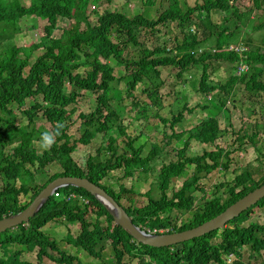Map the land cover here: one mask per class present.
Returning <instances> with one entry per match:
<instances>
[{
	"label": "trees",
	"instance_id": "16d2710c",
	"mask_svg": "<svg viewBox=\"0 0 264 264\" xmlns=\"http://www.w3.org/2000/svg\"><path fill=\"white\" fill-rule=\"evenodd\" d=\"M97 1L34 0L27 7L20 0H0V177L4 185L0 190V219L24 211L50 182L67 176L85 178L105 189L126 208L133 222L150 234H172L210 221L264 185V171L255 180L252 171L244 165L245 168L231 183L224 181L216 185L212 195H208L206 187H197L202 179L208 180L215 171H228L233 163L231 154L245 147L246 140L250 139L251 144L257 145V133L250 135L242 123L238 130L233 129V123L224 128L223 121L216 117L218 111L213 109V117L203 120L194 129L166 135L167 143L176 140L183 146H175V150L179 149L175 158L156 169L159 183H155L154 189L146 193L136 192L126 181L154 171L152 161L160 154L161 144L155 141L150 154L143 156L144 146H136L137 139L129 134L122 114L112 106L120 99L115 97L116 85L125 83L127 98L124 103L134 100L132 105L143 114L148 113L150 107L145 100L151 107L161 108L163 70L178 68V78L181 79L184 73L197 66L203 68L201 95L219 103L221 110L230 111L226 98L231 96L232 88L241 84L245 85L246 93L255 98L250 100L255 104L254 113L259 116L260 109L264 115V102L263 106L259 101L255 102L264 92L260 81L264 76L262 47L253 48L251 38L235 40V32L230 34L228 28L219 31L217 27L216 32L214 30L203 40L192 30L195 15L201 19L208 15L210 19L213 11L224 14L231 10L238 30L244 25L239 22L241 17L260 9L262 0H205L202 5L192 7L187 4L184 9L177 5L164 11L157 19L141 14L130 17L124 12L108 10L93 23L87 8ZM245 2L248 3L244 7L246 10H242ZM145 4L152 5V2L147 0ZM26 17H37L47 24L43 28L34 25V29L42 33L40 41L26 47L24 57H21L17 35L22 29L21 20ZM61 18L68 22L62 28V34L55 37L53 33L58 29ZM224 20L229 22L230 19ZM170 24L178 25L183 39H175L170 46L162 43L155 47L150 45L149 37L145 39L142 36L144 38L140 40L146 31L155 37L160 25L163 28ZM232 45L246 50L224 51V47L228 49ZM134 48H137L136 52H133ZM214 48L218 51L215 54L212 52ZM213 61L232 65L246 62L251 71L238 77L234 69L235 75L226 86L216 85L210 82L208 73ZM115 67L123 70L121 78L115 75ZM140 86L144 88L142 102L135 96ZM67 87L71 89L70 93H67ZM81 94L94 98V104L92 111L78 116L77 140L70 129L75 124L72 118L77 112ZM202 109L206 110L205 107ZM129 111L134 110L130 108ZM183 113L171 120H161L165 133L168 126L174 130L178 124L184 123ZM40 116L52 126V131L57 121L64 123L56 143L41 153L34 142L39 130L35 123ZM18 121L26 124L18 125ZM221 131L236 136L239 147L230 143L218 144ZM98 136L107 139L105 147L110 155L104 160H95L91 154L86 159L85 169H82L72 153L78 144L87 145ZM120 138L127 141L124 152L118 144ZM194 141L203 147L202 153H188ZM215 144L216 149H210V145ZM9 147L12 150L4 153ZM99 150H103V146L97 148ZM53 164L59 165L62 172L48 177L38 186L35 182L37 174ZM189 167L195 168L193 175H189ZM114 172L124 176L122 191L103 184ZM180 179H185L182 187L169 194L173 181ZM197 192H203L202 202L197 199ZM57 193L59 195L50 197L28 223L0 234V249L4 256L0 264H30L21 262L24 251L7 253V248L15 245L28 249L30 253L38 249L39 262L48 258L56 264H87L82 263L76 254L71 256L62 251L54 237L44 232L48 225L67 228L65 243L93 261L103 259L108 248L113 249L117 264H240L244 251L253 258L264 253V222H253L255 210L264 208V198L223 229L172 247L156 248L135 241L123 227L115 224L108 208L84 189L68 186L57 190ZM132 194L148 202L137 206V200L132 199L127 205L125 196ZM22 196L29 201L23 203ZM185 214H192V219L182 223L179 217ZM101 218L106 219L107 229L101 226ZM69 225L77 226L78 234L74 235ZM50 252L58 255L51 256ZM127 257L130 263H126Z\"/></svg>",
	"mask_w": 264,
	"mask_h": 264
},
{
	"label": "rangeland",
	"instance_id": "374dc122",
	"mask_svg": "<svg viewBox=\"0 0 264 264\" xmlns=\"http://www.w3.org/2000/svg\"><path fill=\"white\" fill-rule=\"evenodd\" d=\"M21 3L27 7H29L34 0H20ZM147 0H98L96 3L89 4L87 8V14L90 17V20L94 23L96 18L100 16V14L105 13L106 11H119L128 14L130 17H135L139 14L145 15L151 19H157L160 14L164 11L170 10L175 6L179 5L181 8H185L188 4L189 6L196 7L198 4H204L205 0H151L152 5L145 4ZM262 6L260 9L254 10L251 15H246L241 17L239 20L240 23H244L241 25V28L236 29L237 23L236 20L233 19L234 11L231 10L228 13H219L213 11L211 13L210 19L206 15L204 17L198 18L197 15L194 20L192 27L194 31L197 33V36L200 40L205 39L212 32L217 31V27H219V31H223L225 28L229 29L230 34L235 32L233 38L235 40L239 38L253 39L254 46L256 48L258 46L262 47L261 52H264V27L257 28L260 25H264V0H262ZM247 2L244 3L242 10H246L244 8L247 6ZM229 18V22H226L224 19ZM66 19H59L58 29L54 31L53 35L55 37H59L62 34V28L67 25ZM47 21H44L37 17H26L21 20V31L20 34L17 35V45L20 48L21 57H24V49L26 47L32 46L34 43H38L40 41L41 32L37 29H34V25L39 28H43L46 26ZM236 30V31H235ZM180 28L177 24H170L167 27H163L160 25L157 28V31L154 33L155 37L150 35L148 31L144 35L140 36V40L145 37H149L150 45L155 47L162 43H168L170 46L172 42L183 39L180 36ZM144 36V37H142ZM157 36V37H156ZM225 41V37H223ZM137 48L133 49V52H136ZM36 56V55H35ZM114 66V64H112ZM237 64L232 65L230 63H226L224 61H213L210 63V67L208 73L210 75V82L220 86H226V83L234 77L237 69ZM250 68V65H249ZM115 75L117 78L122 77L123 70L114 68ZM235 69V73H234ZM251 71V70H250ZM179 69L178 68H168L164 69L162 72V81L164 82V86L160 91L161 95V108L155 109L151 107V104L148 100H145L147 104L150 105L148 113L143 114L142 110L134 107L131 100V103H124V99L127 98V87L125 83L116 85L117 91L115 92V97L120 98L115 101L112 106L116 111H118L124 120V125H126L129 129V134L137 139L136 146L143 145L144 151L143 156H148L151 152L152 147L155 145V141H158L157 144H161V152L157 156V158L152 161V165L154 166V171L151 170L147 175L137 176L130 181H126L127 185L133 188L138 193H146L151 189H154L155 183H159L158 171L156 169L162 165L163 163L167 164L169 161L174 159L175 155H177V150L174 149L175 146H183V144H178L176 140H173L170 143H167L168 139H166V135H172L174 132L179 134L184 131H188L194 129L200 122L206 120L208 118L213 117L211 110L216 109L218 111L216 117L223 121L224 128H228L230 123H233L234 130H238L239 125L242 123L246 126L247 132L252 135L253 133H257L258 136L256 138L257 145L251 144L250 139L246 140V146L235 150L231 154V158H233V163L230 165V169L228 171H215L212 173L208 180L202 179L197 187H201L204 189L207 188L208 195H212L213 191H215V186L220 185L224 181L231 183L235 176L242 172L245 167H248L249 170L252 171V175L257 180L264 171V115L261 113V110L258 109L259 116L254 113V107L250 100L255 99L252 95L246 93L245 85L238 84L234 88H232L231 96L226 98L228 101V108L230 111L221 110L220 104L216 103V101H211L210 98H206L200 93V82L201 77L203 75L202 67H195L191 71L184 73L182 78H178ZM239 76L242 75L241 71H238ZM261 84L264 86V76L261 78ZM143 87H138V91L135 94L137 99L142 102V91ZM71 89L67 87V93H70ZM82 96L78 99L77 112L73 116V127L70 129L72 135L77 138L79 137V131L77 130L78 124L80 121L78 120V116L80 113H88L93 110L94 98ZM120 101H123L121 104ZM259 101L260 106H263L264 102V92L260 93V96L255 100V102ZM32 102L29 103L31 106ZM237 108H235V107ZM205 107L206 110L202 108ZM130 108H133L134 111H129ZM137 108V109H135ZM124 109L126 110L124 112ZM184 110V111H183ZM192 111L194 113L192 114ZM181 112H184L185 121L184 123L178 124L174 130H171V126H168V130L165 131L162 129L163 125L160 123L161 120H171L173 116H178ZM1 116V115H0ZM19 124H26V122L18 121ZM35 127L38 132L35 135V139L38 140L40 134L44 131H52V126L47 123L44 119L37 118ZM231 132V130H230ZM232 133V132H231ZM221 139L218 142L221 146L226 145L227 143L233 144L234 147L238 148L239 145L236 142V136H231L230 133L226 131L220 132ZM118 138V137H117ZM250 141V142H249ZM107 139L101 138L98 136L91 143L84 145L78 144L75 151L72 153V156L76 163L82 168L86 167V159L89 155H94L95 160H104L106 157H109L110 153L108 152L107 147ZM118 144L122 147V152L127 148V141L123 138H120ZM191 145L193 147L188 149L189 154H198L202 153L203 147L200 146L199 142H192ZM39 153L43 152L39 144L36 143ZM103 146V150L97 151V148ZM216 144L214 146L210 145V149H216ZM104 148H106L104 150ZM12 150L9 147L4 153L8 154ZM9 151V152H8ZM244 165H247L244 167ZM195 168L189 167L188 172L189 175H193ZM62 172L61 167L59 165L53 164L46 168L45 170H41L36 176V184L38 186L42 185L48 177H52L54 174ZM123 174L118 172H114L109 178H107L103 184L115 189L116 191H122L123 183ZM185 179L175 180L171 185V189L169 194H172V191L179 190ZM4 188L3 179L0 177V190ZM158 188V187H157ZM196 196L199 199V202H202L203 192H197ZM125 203L130 205V201L137 200L136 205H144L148 201L147 199H143L141 197H136V195H127L125 196ZM23 203L29 201L26 197H20ZM229 199V197H227ZM182 223L189 222L192 219V214H185L179 217ZM95 220H92V223ZM101 226L105 229L108 228L107 221L104 218L99 219ZM253 222L258 224H262L264 222V208L260 210H255L253 216ZM250 222L246 225L248 226ZM71 231L74 235L78 234V227L75 225H69ZM67 228L60 225H48L44 228V232L59 243L62 251L69 253L71 256H76L80 259L82 263L87 264H117V260L112 248H108V251L105 253L103 259L99 261H93L88 259L85 255L78 254L76 249L67 243ZM16 251H21L22 257L21 262H27L30 264H56L53 260L48 258H44L42 262L38 261V249L37 251L30 253L28 249L20 247L18 245L9 246L7 248V253H13ZM51 256L56 257L58 254L50 252ZM78 254V255H77ZM0 259H4L3 251L0 249ZM130 258H126V263H130ZM135 262L134 264H136ZM240 264H264V254L260 256H255L254 258L249 255L248 252L244 251V257L241 260Z\"/></svg>",
	"mask_w": 264,
	"mask_h": 264
},
{
	"label": "water",
	"instance_id": "95a60500",
	"mask_svg": "<svg viewBox=\"0 0 264 264\" xmlns=\"http://www.w3.org/2000/svg\"><path fill=\"white\" fill-rule=\"evenodd\" d=\"M68 186L84 189L86 192L94 196L101 204L108 208L115 218V224L123 227V229L126 230L135 241L156 248L172 247L195 238H200L213 231L223 229L230 221L239 217L243 212L247 211L259 200L264 198V185H262L238 200L217 217L198 227L179 233L155 235L150 234L137 226L133 222L126 208L112 195H109L105 189L100 188L85 178L63 176L50 182L24 211L0 219V234L28 223L30 219L36 216L57 190Z\"/></svg>",
	"mask_w": 264,
	"mask_h": 264
},
{
	"label": "clouds",
	"instance_id": "9594fccd",
	"mask_svg": "<svg viewBox=\"0 0 264 264\" xmlns=\"http://www.w3.org/2000/svg\"><path fill=\"white\" fill-rule=\"evenodd\" d=\"M192 30L194 31V29H192ZM232 50L238 52V51H245L246 49L243 48V47H240V46H236V45H232L228 49H227V47H224V51H232ZM212 52L215 54L218 51H217V49L214 48L212 50ZM237 66L238 67L236 69V73H237L238 77H242V76L246 75V73H248L250 71L249 65L246 62L240 61L237 64ZM243 66H245L247 69L246 70H242ZM238 71H241V73H242L241 76H239ZM63 129H64V123L61 122V121H57L53 131H44V132H42L40 134L39 139L35 140L34 142L39 144V146L41 147L42 150H44V151L50 150L51 147L56 143V138L59 137L62 134Z\"/></svg>",
	"mask_w": 264,
	"mask_h": 264
},
{
	"label": "built area",
	"instance_id": "2783aa9c",
	"mask_svg": "<svg viewBox=\"0 0 264 264\" xmlns=\"http://www.w3.org/2000/svg\"><path fill=\"white\" fill-rule=\"evenodd\" d=\"M247 68L245 66L242 67V70H246ZM54 195L58 196L59 194L57 193V191L54 193Z\"/></svg>",
	"mask_w": 264,
	"mask_h": 264
}]
</instances>
